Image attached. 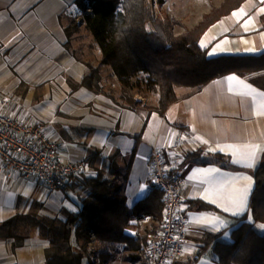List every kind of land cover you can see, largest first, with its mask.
<instances>
[{
	"label": "crops",
	"instance_id": "crops-1",
	"mask_svg": "<svg viewBox=\"0 0 264 264\" xmlns=\"http://www.w3.org/2000/svg\"><path fill=\"white\" fill-rule=\"evenodd\" d=\"M74 3L0 0V96L11 99L8 114L47 125L50 138L60 141V159L84 163L85 175L93 176L117 155V163L128 168L124 194L129 208L151 191L149 156L156 145L169 171L183 180L181 204L189 230L175 264H219L216 243L233 242L242 223L237 219L245 216L246 223H253L249 201L253 172L264 158V89L252 79L264 70L221 76L200 89L177 88V99L164 114L149 111L156 105L143 99L133 108L122 98L123 103L112 99L104 89L108 79L115 80L109 69H104L107 78L101 73L104 93L72 92L68 80L79 82L88 73V61L82 60L85 26L67 30L78 24ZM199 44L211 59L263 60L264 0H245L208 27ZM90 48L96 49L98 65L100 51ZM85 197L77 183L50 192L33 178L0 176V264H47L48 226L53 220L65 223ZM241 198L243 206L237 207ZM151 222L137 223L128 233L155 225ZM215 235V240L207 239ZM71 243L79 247L74 235ZM126 253L120 264H143L140 251L141 259L130 262L123 245L106 264H117Z\"/></svg>",
	"mask_w": 264,
	"mask_h": 264
},
{
	"label": "trees",
	"instance_id": "trees-1",
	"mask_svg": "<svg viewBox=\"0 0 264 264\" xmlns=\"http://www.w3.org/2000/svg\"><path fill=\"white\" fill-rule=\"evenodd\" d=\"M244 1L224 0L218 7H212L193 29L174 35L173 27L178 21L155 17L148 0H75L80 10L78 24L72 23L67 30L72 33L80 24L84 25L92 46L100 51V61L96 67L85 62L87 75L79 82L69 79L68 85L72 92L85 88L104 93L100 68L106 67L121 86V98L131 108L140 106L128 96L136 80V84L144 87L145 91H141L158 95L156 107H149V111L164 114L176 101L177 88L200 89L221 76H244L264 70V59H211L199 44L208 27ZM163 2L158 0L159 5ZM252 81L264 89V75ZM117 157L107 158L103 169L93 176L82 174L76 178L75 184L84 189L86 197L81 200L77 213L67 214L65 223L53 220L48 226L47 264H106L121 245L130 252V262L141 259L139 251L142 254L149 236L159 230L156 223L162 217V194L150 189L145 198L129 208L124 194L128 168L120 166ZM253 178L255 186L249 201L253 223H246L245 216L237 219L236 222L242 223L233 233V242L216 243L214 253L219 264H264V234L253 227L264 224V158L253 172ZM202 208L208 210V207ZM139 219L155 225L135 235L128 233L138 226ZM73 235L79 247L72 245ZM209 238L215 240L217 235Z\"/></svg>",
	"mask_w": 264,
	"mask_h": 264
},
{
	"label": "built area",
	"instance_id": "built-area-1",
	"mask_svg": "<svg viewBox=\"0 0 264 264\" xmlns=\"http://www.w3.org/2000/svg\"><path fill=\"white\" fill-rule=\"evenodd\" d=\"M11 99L0 96V176L17 173L36 179L47 191L70 189L87 170L84 163L64 162L59 157L60 141L50 138L48 126L7 112ZM150 189L162 194L159 230L153 232L142 252L143 264H175L182 256L189 220L181 204V174L171 173L161 150L153 145L149 156ZM138 224L143 221L139 219Z\"/></svg>",
	"mask_w": 264,
	"mask_h": 264
},
{
	"label": "rangeland",
	"instance_id": "rangeland-1",
	"mask_svg": "<svg viewBox=\"0 0 264 264\" xmlns=\"http://www.w3.org/2000/svg\"><path fill=\"white\" fill-rule=\"evenodd\" d=\"M148 1L151 4L152 12L155 17L168 18L171 21H178V24L174 25L173 27V32L174 35H179L186 30L193 29L201 21L202 17L210 12L212 7H218L224 0H164L162 5H159L158 0ZM77 12H79L80 16V10ZM89 35L90 34H88V31L85 30V27L84 29L82 28V60L88 61L92 63L94 67H96L98 62L97 53L95 48H90L92 44ZM100 69L104 70L107 68L102 67ZM101 73L103 77L107 78L108 71L105 72L104 70V72L101 71ZM107 83L108 84L104 88L105 90H107V94H111L115 101L123 103V98L121 99L122 90L120 84L113 79H108ZM133 84L134 87H131L128 92V96H132L133 100L139 102L140 105L141 101L139 99H143V101H145V103L149 105H157L158 95L141 91L144 90V87L142 85L136 84V80H133ZM262 226H264V224H258L255 227L256 231L259 234H264V227ZM126 257L127 253L125 254V258H121V256H119L116 259V263H122L123 259H127Z\"/></svg>",
	"mask_w": 264,
	"mask_h": 264
},
{
	"label": "snow or ice",
	"instance_id": "snow-or-ice-1",
	"mask_svg": "<svg viewBox=\"0 0 264 264\" xmlns=\"http://www.w3.org/2000/svg\"><path fill=\"white\" fill-rule=\"evenodd\" d=\"M236 205H237V207H242L243 206V198H241L239 201H236ZM233 214H236V213H233ZM262 227H264V226H262Z\"/></svg>",
	"mask_w": 264,
	"mask_h": 264
}]
</instances>
